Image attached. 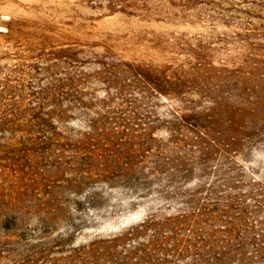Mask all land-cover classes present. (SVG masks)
Instances as JSON below:
<instances>
[{
  "label": "rangeland",
  "instance_id": "1",
  "mask_svg": "<svg viewBox=\"0 0 264 264\" xmlns=\"http://www.w3.org/2000/svg\"><path fill=\"white\" fill-rule=\"evenodd\" d=\"M115 2L0 0V264H264V0Z\"/></svg>",
  "mask_w": 264,
  "mask_h": 264
},
{
  "label": "trees",
  "instance_id": "2",
  "mask_svg": "<svg viewBox=\"0 0 264 264\" xmlns=\"http://www.w3.org/2000/svg\"><path fill=\"white\" fill-rule=\"evenodd\" d=\"M115 3H116L115 0H110V5H111L112 9L116 7ZM124 73H126V72H124ZM132 73L133 74L135 73V75L137 77V80H142L143 78L148 80L146 74L143 71H141L140 69H138V68H135V70H132ZM211 123L212 122L209 121L206 124H198V125H196L197 127H199V126L202 127L201 131L198 132L199 137H201L203 139L206 138V137L207 138H211L213 140L215 139V138L212 137V134L215 131H217V128H216V126L214 124H211ZM213 220H215V218ZM209 235H210L211 238H213V236H211V234H209ZM222 253H224V254L221 257L218 256V254H221V253H218L216 256H214L215 260H216V263H218L219 261H223L227 257L232 258V255L227 254V252H222ZM241 261L243 263H245L247 260H246V258H242Z\"/></svg>",
  "mask_w": 264,
  "mask_h": 264
}]
</instances>
